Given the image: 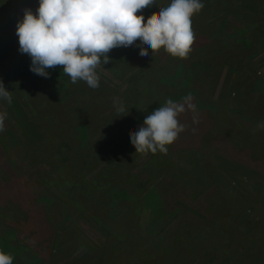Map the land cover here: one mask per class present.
Instances as JSON below:
<instances>
[{
  "label": "rangeland",
  "instance_id": "rangeland-1",
  "mask_svg": "<svg viewBox=\"0 0 264 264\" xmlns=\"http://www.w3.org/2000/svg\"><path fill=\"white\" fill-rule=\"evenodd\" d=\"M219 1L215 0L216 3ZM248 2V4L240 7L238 2L232 4L231 0H227L225 4L212 10L214 11L212 15H215V17H212L211 20H214V23L210 21V29L204 33L208 34V47L213 52L212 55L214 57L207 56L209 60L205 57L202 61V66L205 65L204 68L198 67L196 69L198 71L200 68L202 83L205 82L203 79L206 80L208 74L212 71L206 68V65L211 62H213L211 65L214 67L216 64L219 65L214 60L216 50L229 51L228 48L239 47L241 45V42H239L240 39L254 33V30L257 28V26L253 25L254 22H262L264 25V3L262 5L261 3H256L254 0H248ZM8 6L2 9V5H0V14L2 12L5 13L7 19L12 21V24L16 23L22 17L23 12H17L16 8L10 9ZM239 11L245 15H241L238 19L236 14ZM240 18H244L243 21ZM1 22L2 20L0 18V26L2 25ZM202 34H196V37L202 38ZM14 35L15 29H10V31L3 30L0 33V81L10 91L12 98L10 104L4 100H0V112L7 113V118L4 121V131L0 132V153L6 152L12 160L14 159L13 169L17 170L19 174L17 175L15 172H12V174L4 173L3 169L7 170L9 168V170H13L11 168L13 166H7L6 164L3 166V169L0 167V180H4L5 182V186L2 188L3 190L6 188L7 193L3 198L4 200L0 203V208H2L1 205L4 202L12 201V194H18L19 200L24 199L27 204L32 205L33 209L28 207L27 211H22L20 210L21 207L18 206L19 208L13 209L17 212L0 217V248L2 250L4 249L3 252L7 254V251H10L9 254L12 256V264H72L71 262L74 261L75 264H91L96 258L88 262L86 261L89 259V255L92 254L87 249V244L92 249L95 248L101 251V247L104 249L108 246L106 244L107 242L112 241L111 243H113L116 239L126 251V248L130 249L127 245V240L121 233L122 231H119L121 234H119L120 238L118 239L117 231L119 228L116 227L113 230V224L117 219L112 218L116 216L115 208L104 207V200H100L97 196L100 195V190L99 188H95L96 186L94 184H100L104 188V183L108 182L116 183V187H120L124 191L127 190L130 194H138V192H142L151 184L165 186L164 190L172 194H169L172 196L170 197L163 192H161V195L157 190H151L152 192L148 190V203L152 200V197H156L159 193L160 196L158 198H162L163 205L165 206L164 209H173L177 213V216H180L178 218L181 219L177 217L172 219L171 217L172 220H170L168 219L170 212L165 211L163 218L159 220L161 222L156 225L152 233L148 232L146 234V231L144 232L145 234L140 241L141 247L138 250L140 256L145 255V258L150 257L144 248L147 239L149 240L155 237V241L158 240L159 242L167 234H172L182 229L183 234H181V238L183 244H192L198 247L195 261H186L183 264H213L214 261L217 262L216 264H264V234L262 235L264 228V130L258 132L259 136H262V139L259 138L257 141L262 148L261 153V149H259L260 151L253 152L251 145L246 150L239 149L244 147V143L239 139L236 140L235 137H232L230 140L227 138L226 141H223L221 137H217L219 130H231L233 134L232 126L235 124V128L241 132L240 134L244 138V130L248 122L245 118L251 116L255 112L254 110L264 101L263 92L258 93L259 95L257 94V97L245 106L238 113L237 117L233 116L230 110H228V106L225 105V108L227 107V115L230 120H234L232 124H222L220 120L218 122L210 120V124L205 125L201 122V119H198V123L193 124V114L190 111H186L183 114L186 124L193 127L192 129H195L192 134L185 133L187 139L194 142L200 140L201 144L207 147L205 152H203L204 157L202 159L211 156L213 165H220L222 163L219 160L227 157V161H224L218 167V170L220 174L225 176L224 179L226 178V181L228 179L231 182L229 187L236 188L235 185H238L240 191L237 192L241 195L252 192V197H247V200L249 198V203H245L243 207L240 206L235 211L237 218L234 215L235 213L231 212L233 211L231 202L223 198L226 199L225 204L228 207L225 206V209L222 208L221 206L223 205L219 201L211 204V208L208 204L206 214L210 216L205 219L204 223L198 224V221L204 219V213L199 209L201 208V204L209 198L220 197V195L215 196L219 193L217 184L208 182L202 185L200 183L201 179L205 180V177L203 174H198L196 169L203 170L207 166L199 162V160L201 161L200 157L203 156L200 154L201 150L197 147L199 143L196 144L195 142L192 144H196L194 150L193 148H189L184 152L185 156H188V162L193 163L196 161L194 163L195 165L193 164L194 166L182 162L179 158L181 156L180 151L174 148L168 149L166 153H160L159 151L154 154L150 152L138 153L132 159V168L126 171L130 165H118L115 163L116 160L108 156V154L117 151L116 149L113 151V143L111 140L109 143L104 141L109 136L110 138L113 137L111 133L106 134L107 137L101 136V140L99 141L96 133L100 129L97 125L98 117L92 115V112L89 113L82 110L83 108L81 106L85 99H81L80 97L87 93L80 86L76 85V83H72L68 78L65 79L66 81L54 80L56 82H53L49 81L51 80L50 75L46 79L29 71L30 60L22 56L20 59L23 62L20 60L19 63L18 61V41L15 36L16 41L14 42ZM232 44H235V46H230ZM12 46H15V48H12ZM254 48L244 57L240 59L236 58L238 59L236 62H243L244 64L243 74L248 75L250 73L251 75H248L250 77H255L253 75H264V42ZM195 50L194 48L192 52L189 51L185 58L177 57L176 60L180 61L186 67H191L194 61L198 60L194 55ZM15 51L16 53L12 54ZM216 54L222 60V64L220 63L221 65H219L217 70L212 68L215 70L214 73L217 74V77L214 80L211 75L212 82L214 83L210 90H201V97L205 102H208V105L215 104L219 108L222 106L219 100L225 98L228 105L232 108L231 98L234 97L233 91H231L233 90L232 83L227 87V92L223 90V84L228 77V70L231 67L228 65L230 59L226 58L227 56H231L227 53ZM1 60L7 61L10 64H5ZM149 60L150 56L146 60H141L139 59V55L134 54L128 63H124L126 65H123L118 70L121 79L124 81L123 85L129 84L131 88L134 87V78L129 77V74L133 75L135 65L140 64L141 61ZM151 63L153 62H147L144 67L150 66ZM101 65V67L97 66L96 71L102 74V76L104 75V67L114 70L119 69L111 61L104 65L101 61ZM58 69L61 70V73L62 68L58 66ZM231 75L229 80L236 78V76ZM247 77L246 80L249 79ZM105 78H108L107 74H105ZM62 83H66L65 86H61ZM245 86L248 88L251 87L249 82L243 85V87ZM110 88L113 89V87ZM130 90V88L124 90L123 93L127 94L125 100H120L122 97L121 92L118 93V96L114 100L123 102L125 106L126 103L124 102L128 101L131 94ZM222 93L229 95V99ZM86 96L91 97L89 101L93 104L92 107L97 112H105L106 115H109L111 111L115 113L105 128L112 129V126L117 127L115 136L117 149L123 147L124 143L126 145L129 142V135L127 133L130 130V124L133 122V117L138 116V107L125 106V112L118 114L115 112L114 106L111 109L112 105H114V100L110 101L111 98L107 99L110 103H106L104 101L102 102V99L97 95V97L89 95V92ZM132 103H134L133 99ZM28 121L30 123L33 122L32 129L34 131L26 128L27 125L25 122ZM48 123L52 128L57 123L59 124L53 129H43L44 127L47 128L45 124ZM86 128L91 137L94 134V138L89 141L90 143L86 142L89 146L88 148L91 149V152H88L91 155L90 158L96 161L100 159L99 165H101V168L99 167L98 170L91 171L92 173H85L86 170L80 171L83 162H88V159L84 157V146L81 147L82 150L80 151L83 154L79 153L72 159L68 158L72 154L68 149H76L81 141V138L76 135L77 132ZM137 129L138 126L134 129V132ZM124 135H126V140ZM98 137H100V134ZM22 141L26 146L19 147L18 145ZM208 144L212 145V148H208ZM238 144L239 146L236 147ZM106 145L108 146L106 147ZM1 147L4 149L3 151ZM224 147L228 148L225 149ZM233 147L237 148L240 152L239 154L233 153L232 157H230L228 153H230ZM62 148L64 149L62 150ZM158 154L162 155L160 156L162 160L168 162L166 164H161L160 162V171L158 175H154L153 177L150 174V170L143 168V164L149 157L153 159ZM138 156L144 162L136 159ZM91 162L93 163L95 161ZM84 166L87 165L84 164L82 168ZM62 169L63 171L60 172ZM77 170L80 172L79 174L76 172ZM111 175L113 176L112 178ZM14 179L16 185L10 187L11 191L9 193L7 185ZM172 181L178 186V182H183L185 185H188L193 194L192 198L187 196V193L183 190L176 187ZM107 192L106 198L108 197L107 194H109L108 190ZM40 195L43 197V201L40 200ZM101 195L104 196L103 192ZM245 200V197H241L239 200L240 204L242 205V202H245ZM252 205L253 207H251ZM62 207L63 209H68L65 217L69 216V218H62L61 222L57 213H59V210H62ZM135 208L137 209L138 207L135 206ZM155 208L156 210L153 211L154 214L160 212L157 206ZM226 210L231 212V214L228 216L221 214L220 217L223 218L222 221L223 223L226 222V224H229L231 219H236L235 221L233 220V223H230L231 227H234V232L231 236L234 240L231 241L228 250L222 247L223 250L220 252V256L216 257L217 253L213 250V247L215 245L222 246L227 240L224 238L225 235L222 230L218 228V223L214 222L211 224L210 219H216L220 212ZM248 211L249 213L247 214ZM212 213L213 215H211ZM41 217L44 220L40 221L39 219ZM138 218L137 215L135 219ZM189 220H193V223H189ZM3 226L5 229L8 227L10 231L13 230V234L5 235ZM260 226H262V230L257 231L254 236L255 228L257 229ZM209 228H211V231L207 233ZM222 228L225 234L229 232L230 235L232 233V228L229 225L222 226ZM111 230L112 232H110ZM154 231L155 233L157 231L159 233L153 236ZM135 243L136 248L133 250H137L139 246L137 242ZM148 246H151V242ZM102 257H108L107 252ZM179 257L181 259V256L178 255V248H173L171 251L165 253V264H180ZM114 258L111 257V261L100 259V264H127L125 260H120L119 255L114 256ZM101 260L104 263H101ZM151 261L152 259H150V264H156Z\"/></svg>",
  "mask_w": 264,
  "mask_h": 264
},
{
  "label": "trees",
  "instance_id": "trees-1",
  "mask_svg": "<svg viewBox=\"0 0 264 264\" xmlns=\"http://www.w3.org/2000/svg\"><path fill=\"white\" fill-rule=\"evenodd\" d=\"M226 1L227 0H220L218 3H216L215 0H201L203 7L201 8V10L198 13H194L193 16L191 17V30L193 32V36H194L193 41L194 42L192 43V45H190V49H191L190 51L192 52L193 49L195 48L196 50L194 52V55H195V58H198L197 61H194V64L191 67H186V66H184V64L182 65L180 61L176 60L177 57L171 56L170 54L166 53L163 49L156 50L153 53L151 52V50L145 49V51L148 52V54H149L148 57L150 56V60L149 61H141L140 63H143L141 65L142 67H140V68L138 67V74L136 75V81H134V83L139 87L138 90L136 89L137 95H140V94L147 95V96H150V98H151L152 96L155 97L156 95L160 94L164 90L166 92H169L170 94H173L172 96L174 97V99L176 101H180L181 98L184 97L185 95L191 94L192 103L195 104V106H196L197 118L199 120L201 119V122H203L205 125H209L210 120L215 121V122H218L220 120V122L222 124H228V123L232 124L234 120H230L229 116L226 113L227 107L225 108V105L228 106V110H230V113L233 116L237 117L238 113L241 112V110L245 106H247L253 99H255L257 97L258 93L260 94L261 92H263V94H264V91H263L264 90V75H262V76L253 75L255 77L248 76V75H251L250 73L248 75H244L243 74L244 73L243 72V70H244L243 62H240V63L236 62V60H238L236 58L240 59L241 57H244L249 51H251L252 49H255L254 47H256L260 43L264 42V25L262 24V22H254L253 25L257 26V28L254 30V33L250 36H246V37H243L242 39H240L239 42H241V45L239 47H236L235 44H232L230 46H235V47L234 48H228L229 51L221 50V49L215 51L214 60L217 61V63L219 65L222 64V60L220 58H218L219 56L216 53H221V54L227 53V54H229V56H231V57L227 56V58H226V59H230V62H228V65L231 67L228 70V77H227L225 83L223 84V87H224L223 90H225L227 92V90H226L227 87L232 83L233 90H231V91H233V96H234L231 98L232 108L230 107V105H228L225 98L219 100V103L222 104V106L219 108L218 106H215V104L214 105H210V104L208 105V102H205L201 97V90H205V91L210 90V88L212 87L214 82H212L211 75L213 76V78L215 80V78L217 77V74H215L214 71L219 68V65H217V64L215 65V67L212 66L211 64H213V62L206 65L207 66L206 68H209L212 71L210 70L211 73L208 74L206 80L203 79V81H205V82L202 83V77H200L201 76L200 68L198 69L199 72L196 71V69L198 67H201L202 69L204 68L205 65L202 66V61L205 57L206 58H208L209 56L214 57L212 55L213 52L210 51V48L208 47V45H209L208 36H207L208 34L204 33V32L205 31L207 32L210 29V24H211L210 21H213V23H214V20H211L212 17H215V15H212V13L214 12L212 10H214L215 8H218L219 6H222V4H225ZM254 1H256V3H261L262 5L264 3V0H254ZM169 2H170V0H156V5H154L151 9H142V10H140V12L138 14H142L145 19H147L149 17L157 16L158 12H159V7H166V6H168ZM231 2H232V4H236L238 2V5H240V7L243 6L244 4L249 3L248 0H231ZM0 5H2V7H1L2 9H5L6 8L5 6L9 5L8 7L10 9L16 8L17 12H23V10L27 8V9H31L34 13L35 9L37 7V0H7V1L6 0H0ZM241 11H239L236 14V17L238 19L241 15H245V14H241ZM0 18L2 20V22H1L2 25L0 26L1 27L0 33H2L3 30L10 31V29H15L16 23L12 24V21L7 19V15L5 13L2 12L0 14ZM243 19L244 18H240L241 21H243ZM233 21H235V20L233 19ZM10 22H11V24L9 25ZM250 27H252V26H250ZM202 33L205 34L204 37H203L204 34H202ZM196 34H202L201 35L202 38H197ZM10 35H12V34H10ZM15 36L16 35L13 36L14 42L16 41ZM12 48H15V46H12ZM220 48H224V47H220ZM15 53H16V51L13 52L12 54H15ZM134 54L139 55L138 44H134V45L129 46V47L113 48L112 50L109 51V53H107V55L110 57L111 63H115L117 65V67H119V68H122L123 65H126L124 63H128V61H130L131 58H133ZM22 56H25L28 60H30V58L27 56V54H21L19 52V59H18L19 63L21 60L20 58H22ZM207 60H209V58ZM1 61L4 62L5 64H10L7 61H3V60H1ZM21 61L23 62V60H21ZM147 62H153V63H151L150 66L148 65V66L144 67L147 64ZM58 66H56L54 68L47 69V71L50 73L49 75L51 76V80H49V81L56 82L54 80H57V81L63 80L64 81L66 78L69 79V77L63 73V71L60 73L61 70L58 69ZM98 66H100V65H98ZM59 67L62 68V66H59ZM212 68H215V70ZM231 74H234V75H231ZM230 75L234 76V77L236 76V78L231 79L232 80L231 81V80H229ZM243 76H245V77H243ZM246 77L249 79L246 80ZM48 78L49 77H47L46 79H48ZM248 82L250 83L251 87L250 88H248L246 86H245L246 88L243 87V85L248 84ZM75 83H76V85L80 86L81 89L84 90L87 94L89 92V95H91L93 97H97L94 93H92L85 86H83L79 81H76ZM65 84L66 83H62L61 86L62 85L65 86ZM123 84H124V81H123ZM123 88H124V90H127L130 88L131 89L130 93H132L131 91L134 90L133 87L131 88L129 86V84H125L123 86ZM247 90H249V92H247ZM45 91H47V90H45ZM222 94L225 95L227 98L229 96L225 93H222ZM126 95L127 94H123L122 97H126ZM81 107L83 108L82 110H84L85 112L91 113L89 108H85L83 106H81ZM254 111L255 112L252 113L251 116H249L248 118H245L248 122H247L245 130H244L245 131L244 138L241 136V134H240L241 132H239L235 128L236 127L235 124H233V126H232L233 134L231 133V130H219V132H218L219 135L217 137H221V139L223 141H226L227 138H228V140H230L232 137H235L236 140L239 139V140H241V142L244 143V147L239 148V149L246 150L251 145L253 147V152L260 151L259 149H261V151H260V153H261L262 148L260 147L259 142H257V141L259 140V138L262 139V136L260 137L258 132L263 131L264 129H260L258 131L256 129V125L259 121H264V101ZM39 115H41V114H39ZM25 123L27 125L26 128L33 130L32 129L33 122L30 123V121H28ZM58 124L59 123H57L55 126H57ZM45 125H47V128H45V127L43 128L45 130L55 128V126H53V128H52L49 123L45 124ZM76 135H78L81 138V141L79 142V145L76 149H73V148L68 149L69 151H71L72 154L69 152L71 154V156H68V155H66V156H68V158H71V159L73 157H76L75 155L81 153L80 152L82 150L81 147L84 146V151H85L84 157H86V159H88V162H85V163L83 162V164L81 166L83 167L84 164H86L87 166H84V168L81 167L80 171L86 170L85 173H90L91 171L98 170L99 167L101 168V165H99L100 159H98L96 161V160H92V158H90L91 155L89 153L91 152V149L88 148L89 146L86 143V142L91 141L92 138H94V134L91 137L90 133L87 132V128H86V129H81V131H78ZM22 143H24V142L22 141L21 144H19L18 146L19 147L20 146H26L25 143L23 145H22ZM198 143H199V145L197 147L199 148V150H201L200 154L203 155L202 157H200L201 161L199 160V162H201V164H205L207 166V168H204L203 170L196 169L198 171V174H203L205 177V180L201 179L200 183L202 185H205L208 182L217 184V187H219V193L215 196L220 195V197H218V198L217 197L209 198L201 204V208H199V209H201V211H203L204 219L198 221V224H202L205 222V219L210 216V215L206 214V211L208 210L207 209L208 204L211 208L212 207L211 204H214L215 202L219 201L223 205L221 207L225 209V206H227L225 204V201L227 199L231 202L230 204H232L231 207H232L233 211H231V212L235 213V211L237 209H239L240 206L243 207L245 203H247V204L249 203L248 200L250 197H252V192L247 193L246 195H241L239 192H237V191H240V188L238 189V185H235L236 188L229 187L231 182H229L228 179L226 181V178L224 179L225 176L220 174V172L218 170V167L220 165H222L224 163V161H227L228 158L227 157L221 158V160H219V161L222 164L213 165V163L211 162V160H212L211 156H207L204 159H202L204 157L203 152H205L207 147L202 145L200 140H198V142H196V144H198ZM196 144L195 145H192V144H190V145L185 144L184 145V144H182V142L179 139L176 138L173 143H171L170 145H167L166 147H167V150L176 148L177 150L180 151V153H181L180 155L182 156L187 149L193 148V150H194V148L196 147ZM238 146H239V144L236 147H238ZM208 148H212V145L208 144ZM224 148L227 149L228 147H224ZM1 149H2V147H1ZM29 149H31V148H29ZM63 149L64 148H62V150ZM263 149H264V146H263ZM3 150L4 149H2V151ZM239 152L240 151L237 148L233 147L232 150H230V153H228V154L230 155V157H232L233 153L239 154ZM66 153H68V152L66 151ZM81 154H83V153H81ZM263 155H264V153H263ZM160 156H162V155L161 154L156 155L155 157H157V158L155 160H153L155 157L153 159H151V157H149L147 159V161L143 164V168L150 170V172H151L150 174L153 177H154V175H158V173L160 171V162H161V164H164V163L166 164L168 162V161L162 160V158H160ZM181 156L179 158L184 163H188V164L193 165L196 162V161H194L193 163H191L190 161L188 162V156H185V154L182 157ZM110 157H111V155H110ZM91 161H95L96 163L95 162L92 163ZM101 163H103V162H101ZM6 164H7V166H13V167H11L13 169L14 168V159L12 160L11 157L6 152H4L2 154L0 153V167L3 169V166H5ZM3 171L6 174H9V173L12 174V172H15V174H17V175L19 174L17 170H14V169L9 170V168L7 170L3 169ZM62 171H63V169L60 170V172H62ZM76 172L78 174L80 173V172H78V170ZM112 177L113 176L111 175V178ZM172 182H174V181H172ZM238 182H240V181L238 180ZM178 183H179V186L174 182L176 187L183 190L185 193H187V196L192 198L193 194L190 191V187L188 185H185L183 182H178ZM181 183H183V184H181ZM15 185H16L15 179L7 185V188L9 189V193L11 191L10 187L15 186ZM3 186H5V182H4V180H0V203L4 200L3 198L7 194L6 188H5V190H3V188H2ZM94 186H96L95 188H99V190H100V195H97V196L99 197L100 200H102V201L104 200L103 206L115 208L116 216H113L112 218H117V219L115 220L116 222H114V224H113V226H114L113 230L116 227L119 228L117 231V233H118L117 236H119V237H117V238L119 239L120 238L119 234L122 233L124 238L127 240V245H128V247H130V249L126 248L127 249V251H126L123 247H121V243L118 242L117 239L113 243H111L112 241L107 242L106 244H108L109 247L107 246L108 248L106 247L104 249H102V247H101L100 248L101 251H99L95 248L92 249L91 246H88V244H87V249L92 253L89 255V259L86 260L87 262L96 258L94 261H92L91 264H94V263L100 264V259H104L106 261H111L110 260L111 257L114 258V256L119 255L120 260H125L127 262V264H150V259H152V261H151L152 263L155 262L156 264H165L164 255L166 252L171 251L173 248H178V255L181 256V259L179 257V259H180L179 263L180 264H183L186 261H189V262L195 261V259H196L195 255L197 253L198 247H196L192 244L191 245L190 244H188V245L183 244V241L181 238V234H183L182 229L178 232H174L172 234H167L166 236L161 238L160 239L161 241H159V242H158V240L155 241V237H153L149 240L147 239V243L144 245V248H145V252L148 253V256H150V257L147 256L148 258H145V255H141L142 256L141 257L139 252H138V250L141 247L140 241L143 238L144 234L145 233L147 234L148 232L152 233V231L154 230L156 225H158V223L161 222L159 220H161L163 218L165 211L170 212L169 217H168V219H170V220L174 219L175 217H177V218L180 217L179 215L177 216V213L173 209H171V210L169 209L170 211L168 209H164L165 206L163 205L162 198L161 199L158 198V196H160L159 193L162 195L161 192H163L164 194H168V195L170 194L169 191L167 192L164 190L165 186L162 187V186H159L158 184L157 185L151 184L148 187H146V189H144L142 192L141 191L138 192V194H130L127 190L124 191L120 187H116V183L114 184L111 182L104 183V188H103V186H101L100 184H97V183L94 184ZM107 190L109 191V194H107L108 197L106 198ZM148 190H150V191L151 190L152 191L157 190V192H159L156 197H152V200L149 203L147 201L148 197H149ZM93 192H94V190H93ZM102 192H103L104 196L101 195ZM170 195H172V194H170ZM11 197H12L11 202L6 201L1 205L2 208H0V217L2 215L5 216L6 214H12V213L17 212V211H14L13 209H16L19 207H21L20 210H22V211H27L28 207L33 209L32 205L27 204V202H25L24 199L19 200L18 194H12ZM39 197H40V200L43 201V197L41 195ZM170 197H172V196H170ZM241 197H245V199H246L245 202H242V205L240 204V201H239ZM247 197H249L248 200H247ZM215 198H217V199H215ZM223 198H226V199H223ZM7 202H8V204L9 203L10 204L8 205ZM23 205H24V207H22ZM135 206H137L138 208L136 209ZM156 206L158 207L160 212H158L157 214H154L153 211L156 210V208H155ZM251 207H253V205ZM226 209L228 210V208H226ZM227 210L224 212H220V214L217 215L216 219H214V218L210 219L211 224L214 222L218 223V225H219L218 228H220L222 230V232L225 235L224 238L227 240L226 243H224V245H222V246L221 245L220 246L215 245L213 247V250L217 253L216 257L220 256V252H222L223 249L228 250L230 247L231 241L234 240L231 237L233 232H234V230H233L234 227H231V224H230V223H233L234 218H233V220L231 219L229 224L228 223L226 224V222L223 223V221H222L223 218L220 217L221 214H226L227 216L230 215L231 212H228ZM102 211H104V210H102ZM67 212H68V209H63V207H62V210H59L60 214L57 213L58 217L61 219V222H62V218H64V219L69 218V216L65 217V214ZM248 213H249V211L247 212V214ZM137 215L139 218L135 219ZM211 215H213V213ZM234 215L237 218L236 213ZM171 217H172V219H171ZM178 219H181V218H178ZM39 220L41 221L44 219H43V217H41ZM192 221L193 220H189V223L190 222L193 223ZM194 224H197V223H194ZM226 225H229V227L232 228V233L230 235H229L228 231H227L228 233L225 234V231L222 228V226H226ZM61 227L63 228L62 225H61ZM3 229L5 230V235L13 234V232H12L13 230L10 231L8 229V227H6V229H5V227L3 226ZM109 229H112V228H109ZM259 230H262V226L257 227V229L255 228L254 236L257 233V231H259ZM119 231H122V232L119 233ZM155 231L153 232V236L159 233L158 231L155 233ZM210 231H211V228L208 229L207 233H209ZM110 232H112V230ZM263 234H264V228L262 230V235ZM111 235H112V233H111ZM260 238H262V236H260ZM135 242H137L139 245L137 247V250H133L134 248H136ZM150 242H151V246H148L150 244ZM222 247H223V249H222ZM3 250H2V248H0V251L3 252ZM7 252H8V254L10 253V251H7ZM106 252L108 254V257H102V256L106 255ZM13 258H14V256H13ZM117 260H119V259H117ZM71 263L75 264V261L71 262ZM101 263H104V261L101 260ZM216 263H217L216 261L213 262V264H216Z\"/></svg>",
  "mask_w": 264,
  "mask_h": 264
},
{
  "label": "clouds",
  "instance_id": "clouds-1",
  "mask_svg": "<svg viewBox=\"0 0 264 264\" xmlns=\"http://www.w3.org/2000/svg\"><path fill=\"white\" fill-rule=\"evenodd\" d=\"M154 5L156 0H37L35 12L24 9L15 24L18 52L27 54L29 71L38 76L47 78V69L59 65L72 83L82 80L93 89L99 86L97 66L110 62L107 53L113 48L138 44L141 60L148 59L145 49L185 58L194 40L191 17L203 7L201 0H170L147 19L138 14ZM0 100H12L2 81ZM113 103L116 113L125 112L122 102ZM186 111L193 113L192 123H198L191 94L180 101L167 99L147 114L128 137L135 153H166V146L187 127L178 121ZM6 118L7 113L0 112V132ZM256 129H264V121ZM0 264H12V256L0 251Z\"/></svg>",
  "mask_w": 264,
  "mask_h": 264
},
{
  "label": "crops",
  "instance_id": "crops-1",
  "mask_svg": "<svg viewBox=\"0 0 264 264\" xmlns=\"http://www.w3.org/2000/svg\"><path fill=\"white\" fill-rule=\"evenodd\" d=\"M142 64L143 63L135 65L134 66L135 68H133L134 69L133 70V75L129 74V77L134 78L133 79L134 81H136V75L138 74V67L139 68L142 67L141 66ZM101 66L102 65L100 64V67ZM118 70H120V68L117 69V70H114V69H111V68H108V67H106V68L104 67V69H103L104 75L103 76H102V74L97 72L98 77H99V86L97 88H95V89L88 87L87 84L84 81H82V80H77V81H79L83 86H85L92 93H94L95 95L100 97V99H102V102L104 101L106 103H110V101L116 99V97L118 96L119 92H121L122 96L124 94L123 93L124 92V88H123L124 85H122L123 84V80L121 79L120 72ZM130 73H131V71H130ZM105 74H107L108 78H105ZM109 86L113 87V89L110 88ZM134 87H133L134 90L131 91L132 93L130 94V96L128 95L129 96V98H128L129 102L128 101L124 102V103H126L125 106H131V107L135 106V108L138 107V112H137L138 116H136L135 118L133 117V122L132 123L129 122V123H131L130 124L131 127L129 126L130 130L127 133L129 136H130L131 133L134 132V129L136 128V126L139 127V126L142 125L143 119L145 118V116L147 114L151 113L155 108H157L159 106H163V104L165 103V101L167 99H171L173 101H176L174 99V97L172 96L173 94H170L169 92H166L164 90L160 94L156 95L155 97L152 96L150 98V97H147V95H142V94L137 95L136 89L138 90L139 87L136 84L134 85ZM84 95H81L82 97H80L81 99H85L84 101L82 100L83 101L82 106L85 107V108H89V110L92 112L91 114L98 117V121L97 120L96 121L98 122L97 125H98V127L100 129L96 132L97 133V139L100 141L101 140V136L107 137L106 134H110L111 133V135L113 137L110 138V136H109L104 141L109 143L110 140H111L112 143H113V146H112L113 151L115 149L117 151L112 152L111 154H108V156L110 157V155H111V159L116 160V162L115 161L114 162L117 163L118 165H124V166L130 165L127 168L126 171L130 170L132 168L131 165L133 164L132 159L138 153H135V149L130 144V142H127L126 145L124 143L123 147H120L119 149H117V146L115 145V142H116L115 136H116V133H117L116 132L117 131V127L112 126V129L111 128H105V126L108 123H110L111 118L115 115V113L113 111H111L109 113V115L108 114L106 115L105 112H102V113L97 112V110H95L92 107L93 104L89 101L91 99V97H89V96L87 97L86 96L87 94L85 96ZM143 97H144V99H142ZM109 98H111L110 101L107 100ZM75 99H76V97H75ZM123 99L125 100L126 98L125 97H121L120 100H123ZM132 99H133L134 103H132ZM113 106L114 105H112L111 109L114 108ZM183 114L184 113H182V114H180L178 116V121L180 123L186 124L185 118H184L185 116ZM192 128L193 127L187 125L185 131H183L182 133L178 134L177 139H179L182 142V144L190 145V144H194L196 142V141L194 142V141H191V140L189 141L187 139V136L185 135V133H187V132L192 134L193 133V129ZM99 134H100V137H98ZM126 135H124L125 136V140H126ZM107 146L108 145H106V147ZM136 159H138L139 161L144 162L143 160H141L142 158H140V156H138Z\"/></svg>",
  "mask_w": 264,
  "mask_h": 264
}]
</instances>
